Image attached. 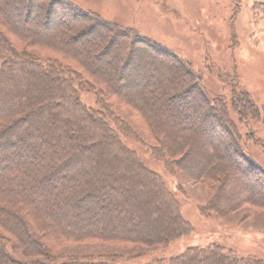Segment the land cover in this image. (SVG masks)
I'll return each mask as SVG.
<instances>
[{
  "label": "trees",
  "instance_id": "trees-1",
  "mask_svg": "<svg viewBox=\"0 0 264 264\" xmlns=\"http://www.w3.org/2000/svg\"><path fill=\"white\" fill-rule=\"evenodd\" d=\"M36 1L31 5V21L35 18ZM61 3L71 7L61 0H47L46 12L56 8L61 13ZM56 4H59V8ZM11 5L10 0L0 4V18L7 25L10 24L11 32L15 31L21 36L19 40L61 53H69L71 49L76 51L75 48L79 51L87 49L86 46L85 49L76 47L74 38L67 39L61 33L56 34L58 39L55 44L51 39L52 31L40 35L38 31L27 28L24 22L16 24V29L15 21L11 19ZM77 16L72 21L81 19L91 22L90 28L95 30L99 41L106 36L103 34L102 38L99 37L98 27L107 29V34H110L107 47L95 58L102 59L105 49L114 47L123 38L130 42L126 65L119 66L112 62L109 72L114 75L112 70H117L122 79L124 74L132 72L135 91L126 95L132 101H137L134 103L136 106L147 110L153 128L167 131L166 145H162L164 148L153 147V153L159 154L168 167L172 160L168 156H161L162 153L170 152L174 146L181 149L187 142L196 143L202 155L199 159L201 167L196 170L195 179L223 186L228 180L227 189L231 193L228 201L232 202L235 197L246 192V197L240 199V203L264 206V201L249 190L256 185L253 178L257 176L254 172L264 176V170L245 156L243 137L229 115L224 97L210 96L201 78L194 71L183 68L181 60L169 52L164 53L166 58L178 62V66L169 65L165 71H161L160 65L150 70L140 62L134 63L132 58L139 51L135 50L134 45L145 39L99 16L84 12H78ZM54 24L55 29L61 32L62 22L58 20ZM90 41L88 37L83 40L84 43ZM154 48L158 54H163L159 47ZM81 59L80 63L88 72L102 75L99 68L90 63L87 52ZM0 60L3 61L0 79H3L5 87L3 107L0 108V126H3L0 129V219L3 226L18 239L15 249L28 257L27 260L16 258L3 243L0 246V264H112L62 255L59 258V255L57 257L51 253L47 245L49 237L61 241L100 239L151 245L169 242L192 232L191 224L180 212L175 195L167 190L158 174L138 160L134 150L124 145L116 128L104 119L101 110L90 109L82 102L73 78L66 73L67 68L56 62H45L33 53L21 52L3 36H0ZM131 65L133 67L130 70ZM164 74L170 75L171 81L165 83ZM103 75V82L111 90L117 89L109 80L108 73L104 72ZM176 79H182L188 85L187 97L195 91L199 102V108L195 110L197 120L190 122L192 114L189 113L182 119L175 115L160 116V110L169 109L168 101L171 99L183 107L178 94L165 99L167 87L173 86ZM39 95L55 97L34 105L31 110H18L23 101H32ZM63 95L66 98L64 101L60 99ZM233 97V104L235 101L240 102L239 107L234 105L240 121L249 127L246 114L258 118L259 110L254 100L244 92L236 95L234 92ZM122 128L130 135L139 137V133L130 131L126 124ZM217 129L231 134L233 140L223 145L226 150L232 146L234 152L244 160L236 158L230 149L226 153L216 151L215 146L221 135ZM88 135L93 138L86 139ZM247 135L254 143L264 146V142L253 131L250 130ZM30 137H35V142L27 141ZM174 151L178 152L177 149ZM109 159L113 164L105 165L104 162ZM34 223L38 224L37 230ZM223 256H227V253L219 246L194 247L172 257L167 264H205V261L208 264H264L263 260L254 257L238 259L228 255L225 259ZM147 264L164 263L156 260Z\"/></svg>",
  "mask_w": 264,
  "mask_h": 264
},
{
  "label": "rangeland",
  "instance_id": "rangeland-1",
  "mask_svg": "<svg viewBox=\"0 0 264 264\" xmlns=\"http://www.w3.org/2000/svg\"><path fill=\"white\" fill-rule=\"evenodd\" d=\"M6 1L2 0L0 4ZM37 1L34 9L35 18L31 21L30 9L34 0H10L11 19L15 21L16 29L18 26L16 24L24 22L27 28L38 31L40 35L52 31L51 39L55 44L58 39L56 34L61 33V36L65 35L67 39L74 38L76 47L85 49L86 46L87 49L79 51L75 47H70L76 51L72 49L69 53L62 51L63 54L58 50L30 45L28 41L19 40L21 36L19 37L15 31L11 32L10 24L7 25L2 18L0 36L7 38L21 52L33 53L45 62H56L57 65L67 68L66 73L73 78L82 102L90 109L101 110L104 119L116 128L124 145L136 152L138 160L144 166L160 176L167 190L177 198L184 219L192 226V232L185 236L151 245L125 244L100 239L61 241L49 237L47 245L51 253L59 255V258L62 255L112 264H147L156 260H162L167 264L172 257L184 254L189 248L200 249L215 245L222 247L227 253V256H223L225 259L231 255L238 259L254 257L264 261V206L249 202L240 203L239 200L246 197V192H242L232 202L228 201L231 196L230 190L227 189L228 180L226 186H223L220 183L215 185L205 183L199 178L195 179L196 170L201 167L199 159L202 155L196 143L187 142L184 150L174 146L170 152L162 153L161 156H168L172 160L167 167L159 154L153 153V147L164 148L162 145H166L167 131L163 132L165 130L163 128L161 130L153 128L147 110L136 106L134 103L137 101H132L126 95L135 91L132 72L124 74L123 79L117 70H112L114 75L109 72L111 70L109 65L112 62L119 66L126 65L130 42L127 43L123 38L110 48L111 50L109 47L106 48L104 53L106 56H101L102 59L95 58L94 56L107 47V39H110L107 29L98 27L99 37L102 38L103 34L106 36L104 40L99 41L95 30L90 28L91 22L81 19L72 21L78 18V12H84L99 16L108 23L139 35L145 40L135 45L133 43L135 50L139 51L135 52L132 60L134 63L144 64V68L148 67L151 70L160 65L158 67L161 71H165L169 65L178 66V62L167 59L164 53L169 52L178 57L183 68L190 72L194 71L201 78L202 85L210 96L224 97L228 103L229 115L243 137L245 156L264 170V146L254 143L247 135L251 130L264 142V0H61L71 6L61 3L63 5L61 13H58L56 8L46 12L47 0ZM56 7L59 8V4H56ZM58 20L62 22L61 32L54 27ZM32 37L35 39L34 35ZM86 37L91 41L84 43ZM154 46L159 47L163 54H158ZM86 52L90 55V63L99 68L102 77L88 72L80 63ZM2 62L0 60V67ZM84 63L87 64L85 61ZM104 72L108 73L109 80L117 87L114 91L103 82ZM164 76L165 83L171 81L170 75ZM174 83L173 86L167 87L165 99L168 100V97L178 94L183 107L171 99L168 101L169 109L160 110V116L175 115L182 119L189 113L192 114L190 122L197 120L195 110H198L199 102L195 91L190 92L187 97L189 87L187 88L184 80L176 79ZM4 88L3 79H0V108L3 107ZM234 92L235 95L241 92L250 94L259 110L258 118L246 114L249 127L240 121L237 108H234V105L240 106V102L235 101L233 104ZM64 96L60 98L63 101L66 99ZM53 97L55 96L39 95L32 101L25 100L18 110L24 112ZM220 119L223 120L221 117ZM122 123L126 124L130 131L139 133V137L125 132ZM179 123L183 124L180 121ZM155 125L157 126L156 123ZM2 127L0 126V129ZM217 132L221 135L217 140V147L215 146L216 151L226 153L230 149L234 152L232 146L226 150L223 145L228 140H233L231 134L219 129ZM191 133L194 135L192 131ZM27 141L35 142V137H30ZM173 149H177L178 152ZM234 155L244 160L240 154ZM112 162L109 159L104 164H113ZM254 174L257 176L253 178L256 185L249 190L255 197L264 201V176L257 171ZM31 222L33 223V220ZM34 226L37 230L38 224L34 223ZM3 243L16 258L28 259L15 249V244L19 241L3 226L0 219V246ZM205 264L208 262L205 261Z\"/></svg>",
  "mask_w": 264,
  "mask_h": 264
},
{
  "label": "bare ground",
  "instance_id": "bare-ground-1",
  "mask_svg": "<svg viewBox=\"0 0 264 264\" xmlns=\"http://www.w3.org/2000/svg\"><path fill=\"white\" fill-rule=\"evenodd\" d=\"M36 1V0H35Z\"/></svg>",
  "mask_w": 264,
  "mask_h": 264
}]
</instances>
